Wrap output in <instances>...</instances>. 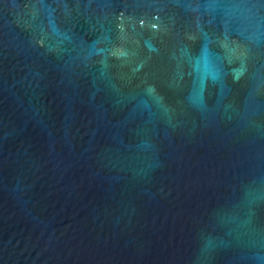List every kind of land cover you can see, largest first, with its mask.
Listing matches in <instances>:
<instances>
[{
    "label": "water",
    "instance_id": "95a60500",
    "mask_svg": "<svg viewBox=\"0 0 264 264\" xmlns=\"http://www.w3.org/2000/svg\"><path fill=\"white\" fill-rule=\"evenodd\" d=\"M0 264H264V0H0Z\"/></svg>",
    "mask_w": 264,
    "mask_h": 264
}]
</instances>
